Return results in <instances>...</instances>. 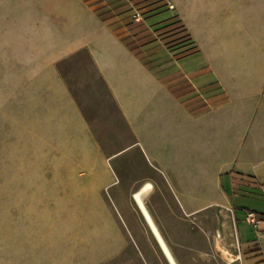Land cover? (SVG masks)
I'll use <instances>...</instances> for the list:
<instances>
[{"label": "crops", "instance_id": "0c3cea01", "mask_svg": "<svg viewBox=\"0 0 264 264\" xmlns=\"http://www.w3.org/2000/svg\"><path fill=\"white\" fill-rule=\"evenodd\" d=\"M123 3L116 14L108 0H0V172L35 178L0 179V216L20 202L5 195L23 191L33 222L0 247V264H141L138 239L160 246L149 227L152 238L122 221L146 183L148 211L156 185L188 215L230 209L240 264H264V0ZM125 18L150 35L128 44ZM81 51L130 136L113 153L59 69ZM133 147L151 179L110 164Z\"/></svg>", "mask_w": 264, "mask_h": 264}, {"label": "rangeland", "instance_id": "374dc122", "mask_svg": "<svg viewBox=\"0 0 264 264\" xmlns=\"http://www.w3.org/2000/svg\"><path fill=\"white\" fill-rule=\"evenodd\" d=\"M59 69L103 149L107 153H113L128 145L131 140L123 120L87 54L81 51L72 55L59 64ZM120 163L125 166L139 167L138 173L127 172L125 174L127 177L136 175L144 179L153 177L137 148L133 147L128 152L117 158L112 157L110 160V164L113 166L120 165ZM0 179L19 183L35 178L30 171L18 172L13 168H8L0 172ZM154 184L156 183L154 182ZM155 187L145 201L150 209L149 214L171 242L181 264H240L238 243L230 209L208 206L199 214L188 215L168 195L165 186L156 185ZM30 198L29 193L23 191L18 192L15 196L5 195V200L16 199L20 202L7 206L10 207L9 212H5L4 217L0 216L1 248L11 244V240L16 238L17 231L29 230L28 228L33 227V222L27 218V214L32 209V206L28 204ZM122 222L127 230L136 229L139 232L148 231L150 233L149 226H147L139 208L131 219L125 218ZM240 229H243L242 224ZM151 233L150 238L153 234ZM148 238L146 235L142 239L147 242ZM138 243L141 264H169L156 243L153 242V245L147 243L148 249L139 239ZM241 249L244 251L243 244Z\"/></svg>", "mask_w": 264, "mask_h": 264}, {"label": "bare ground", "instance_id": "6f19581e", "mask_svg": "<svg viewBox=\"0 0 264 264\" xmlns=\"http://www.w3.org/2000/svg\"><path fill=\"white\" fill-rule=\"evenodd\" d=\"M150 188H151L150 183L144 184V186L139 191L134 193L133 198H134L140 212L142 213L145 221L147 222L150 230L152 231L155 239L157 240L166 260L168 261L169 264H177L175 258L173 257V255L170 252L168 246L166 245L163 237L161 236L153 218L150 216L149 211L146 209V207L142 201L143 193L148 191Z\"/></svg>", "mask_w": 264, "mask_h": 264}, {"label": "trees", "instance_id": "16d2710c", "mask_svg": "<svg viewBox=\"0 0 264 264\" xmlns=\"http://www.w3.org/2000/svg\"><path fill=\"white\" fill-rule=\"evenodd\" d=\"M108 1H109V5L111 7V10L114 11L116 14H121L124 12L123 0H108ZM124 22L130 31V34L126 38H124V40L128 41L127 42L128 44H133V43H135V41H138V40L143 39V38L147 37L148 35H150L147 28L142 23H139L140 21L133 23L131 18H125ZM132 36H133L134 40H130ZM131 49L137 55L141 56V51H139V46H134ZM141 59L144 60V58H142V56H141ZM145 64H146V62H145Z\"/></svg>", "mask_w": 264, "mask_h": 264}, {"label": "built area", "instance_id": "2783aa9c", "mask_svg": "<svg viewBox=\"0 0 264 264\" xmlns=\"http://www.w3.org/2000/svg\"><path fill=\"white\" fill-rule=\"evenodd\" d=\"M169 7L172 8L171 5H170ZM133 17H134L135 19H137V18L139 17V14H134ZM246 218H247V220H248L252 225L256 226V224H257L258 221H257L255 215H254L252 212H247V214H246Z\"/></svg>", "mask_w": 264, "mask_h": 264}]
</instances>
